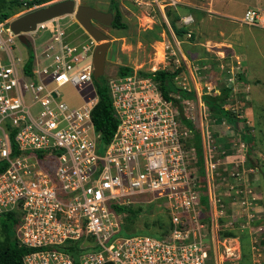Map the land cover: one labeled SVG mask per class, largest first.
Listing matches in <instances>:
<instances>
[{"label": "built area", "instance_id": "built-area-1", "mask_svg": "<svg viewBox=\"0 0 264 264\" xmlns=\"http://www.w3.org/2000/svg\"><path fill=\"white\" fill-rule=\"evenodd\" d=\"M48 2L24 0L0 21V161L7 163L0 171V215L18 219L15 237L30 249L23 264H209L207 234L226 228L204 142L202 178L194 152V166L189 162L190 129L179 106L152 76L132 68L105 77L117 126L102 144L91 118L98 41L84 30L71 37L59 17L37 23L21 32L32 47L26 70L24 43L10 23ZM240 20L264 29V10L248 7ZM67 84L77 93L74 103L60 97ZM157 201L167 217L165 234H121L115 206Z\"/></svg>", "mask_w": 264, "mask_h": 264}, {"label": "rangeland", "instance_id": "rangeland-1", "mask_svg": "<svg viewBox=\"0 0 264 264\" xmlns=\"http://www.w3.org/2000/svg\"><path fill=\"white\" fill-rule=\"evenodd\" d=\"M114 1L127 27L95 24L109 41L101 77L117 74L120 66L143 72L180 70L174 82L196 93L189 103L181 100L180 107L200 131L205 156L213 165H209L210 182L221 203L220 227L236 234L223 238L220 230L207 234L209 264H264V29L246 25L239 18L248 7L264 9V0ZM80 4L114 13L112 0H82ZM167 9L179 15L176 25L185 28L181 37L170 26ZM189 15L193 20L183 23L182 18ZM59 21L67 25L71 37L83 32L71 14L59 17ZM85 38L83 35L81 41ZM20 49L23 55L32 51L27 44H20ZM225 86L231 90L220 104L249 126L253 143L248 154L241 135L243 122L234 127L209 111L201 100L204 88L207 94H218ZM59 93L70 103L77 101L70 84ZM186 151L193 167L194 150L187 146ZM133 205L139 209V214L133 215L135 229L154 232L157 224L167 220L160 201ZM4 236L0 227V242Z\"/></svg>", "mask_w": 264, "mask_h": 264}, {"label": "trees", "instance_id": "trees-1", "mask_svg": "<svg viewBox=\"0 0 264 264\" xmlns=\"http://www.w3.org/2000/svg\"><path fill=\"white\" fill-rule=\"evenodd\" d=\"M23 1L24 0H0V21L10 17L17 10H19L22 7ZM40 1L41 0H38V2ZM28 4H31V2H28ZM111 10L114 11L112 26L116 28H126L127 25L121 21V11L114 0H112ZM165 14L168 18V21L174 33L178 37H181L182 34L185 33V28L182 27L180 28L177 27L176 25V22L180 18L179 15L173 13L170 9H167L165 11ZM155 36L156 35L154 34V37ZM31 63H32V52L30 51L28 53L27 61L25 64L26 70L30 69ZM131 72H132V68L129 66H120L117 70V74L120 76L129 74ZM139 72L144 75L152 76V78L157 82L160 90L162 91L163 96L165 98L173 99L175 103H177V105L179 106V110L181 114L180 116L181 122L185 127L190 129L189 134H192L191 138L189 135L184 140V143L189 148H193L196 158L195 164L199 167V173L203 178L204 161H203V144L201 140V133L199 130H197L194 127L192 122L189 119H187V116L182 114L180 107L181 100L183 99L190 100L196 98L195 90L184 89L181 86H178L174 82V78L180 72V70L178 69L173 71L167 69H157L154 72H143V71H139ZM104 81H105V77H100L98 80L94 81L96 93L98 95V102L96 103V105L94 106L91 112L93 125L95 127V130L100 133V142L102 144L109 142L117 126V119L114 116L111 97L109 95L107 86L104 84ZM230 90L231 88L229 86H225L220 90L218 94H207V93L202 94L201 100L209 109V111L214 112L215 114L224 118L228 123L232 124L234 127L237 126L239 122H243L241 135L244 143L247 145L246 153L248 154L252 150V143H253V137L252 134L249 132V126L245 124L244 122L245 120L234 117L229 111L224 110V108L220 104V101H224L227 99ZM6 165L7 163L5 161H0V171H2L6 167ZM206 199L207 198L204 195L202 196L201 200L203 203H206ZM115 208L122 214L121 234L123 235H130L133 233H145V234L158 236L161 233L165 234L164 229L166 231L168 229L161 226L162 224H165L166 220H164L162 223L157 224L155 226L154 232L140 231L138 229H135L134 227L135 220L133 218V215L139 214L138 207H135L134 205H128V206H115ZM220 221H223V219L221 218L219 222ZM17 222L18 219L15 213L10 212L0 215V227L5 234L3 241L0 242V264H23L22 257L25 253H27L30 250L19 245L15 237L14 227L16 226ZM160 229H163V231H160ZM219 235L223 238L226 236H235L236 234L235 231L232 229H223L220 230ZM104 264H111V263H104Z\"/></svg>", "mask_w": 264, "mask_h": 264}, {"label": "water", "instance_id": "water-1", "mask_svg": "<svg viewBox=\"0 0 264 264\" xmlns=\"http://www.w3.org/2000/svg\"><path fill=\"white\" fill-rule=\"evenodd\" d=\"M68 14L73 15L80 27L98 41L92 58L93 77L98 80L104 73L109 41L106 33L100 30L94 21L104 26H110L113 21V12L100 11L86 4L76 5L74 0H58L17 16L11 21L10 27L14 33L18 34L19 39L27 44L26 37L21 32L32 31L36 28L37 23ZM203 91L206 93L207 89L204 88Z\"/></svg>", "mask_w": 264, "mask_h": 264}, {"label": "flooded vegetation", "instance_id": "flooded-vegetation-1", "mask_svg": "<svg viewBox=\"0 0 264 264\" xmlns=\"http://www.w3.org/2000/svg\"><path fill=\"white\" fill-rule=\"evenodd\" d=\"M86 5H88V4H86ZM98 22H96V21H94V24H97Z\"/></svg>", "mask_w": 264, "mask_h": 264}, {"label": "crops", "instance_id": "crops-1", "mask_svg": "<svg viewBox=\"0 0 264 264\" xmlns=\"http://www.w3.org/2000/svg\"><path fill=\"white\" fill-rule=\"evenodd\" d=\"M247 9V8H246ZM262 9V8H261ZM212 10V9H211ZM264 10V9H263ZM190 16H192V15H190ZM193 18V17H192ZM240 18V17H239Z\"/></svg>", "mask_w": 264, "mask_h": 264}, {"label": "bare ground", "instance_id": "bare-ground-1", "mask_svg": "<svg viewBox=\"0 0 264 264\" xmlns=\"http://www.w3.org/2000/svg\"><path fill=\"white\" fill-rule=\"evenodd\" d=\"M231 253V252H230ZM229 254V253H228Z\"/></svg>", "mask_w": 264, "mask_h": 264}, {"label": "clouds", "instance_id": "clouds-1", "mask_svg": "<svg viewBox=\"0 0 264 264\" xmlns=\"http://www.w3.org/2000/svg\"><path fill=\"white\" fill-rule=\"evenodd\" d=\"M245 11V10H244ZM241 18V17H240Z\"/></svg>", "mask_w": 264, "mask_h": 264}]
</instances>
